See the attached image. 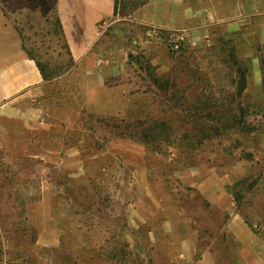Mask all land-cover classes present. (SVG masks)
<instances>
[{"label":"rangeland","instance_id":"1","mask_svg":"<svg viewBox=\"0 0 264 264\" xmlns=\"http://www.w3.org/2000/svg\"><path fill=\"white\" fill-rule=\"evenodd\" d=\"M148 1L117 0L103 103L58 98L39 151L0 130V264H264V46L216 24L174 53L129 20ZM0 7L66 74L54 0Z\"/></svg>","mask_w":264,"mask_h":264},{"label":"crops","instance_id":"2","mask_svg":"<svg viewBox=\"0 0 264 264\" xmlns=\"http://www.w3.org/2000/svg\"><path fill=\"white\" fill-rule=\"evenodd\" d=\"M116 2L54 0L71 65L66 74L55 79L44 77L38 59L25 49L21 32L0 7L2 133L15 129L24 145H32V150L39 151L40 131L44 130L50 137L51 128L56 127L54 113L58 98L62 99L65 110L71 112L73 97L99 104L111 95L104 79L109 71L104 56L111 44L109 33L121 21L116 14ZM129 20L144 29L184 31L197 39L211 26L224 24L229 31L244 29L251 30L252 35L257 33L258 41L264 46V0H149ZM113 104L111 101L110 105ZM253 246L256 249L257 244ZM247 264H260V261L253 258Z\"/></svg>","mask_w":264,"mask_h":264},{"label":"built area","instance_id":"3","mask_svg":"<svg viewBox=\"0 0 264 264\" xmlns=\"http://www.w3.org/2000/svg\"><path fill=\"white\" fill-rule=\"evenodd\" d=\"M147 37H149L151 41L164 45L174 53L181 50L188 40V34L184 31L170 32L156 27L147 29Z\"/></svg>","mask_w":264,"mask_h":264},{"label":"trees","instance_id":"4","mask_svg":"<svg viewBox=\"0 0 264 264\" xmlns=\"http://www.w3.org/2000/svg\"><path fill=\"white\" fill-rule=\"evenodd\" d=\"M147 3V2H146ZM146 3H144V4H146ZM143 4V5H144ZM142 5V6H143ZM116 7H117V2H116ZM116 12H117V8H116ZM59 23V22H58ZM38 66H39V68H40V70L42 71V74L44 75V77L46 78V79H52L51 78V76H48L47 74H46V71H45V69H44V67L42 66V65H40V63H38Z\"/></svg>","mask_w":264,"mask_h":264}]
</instances>
